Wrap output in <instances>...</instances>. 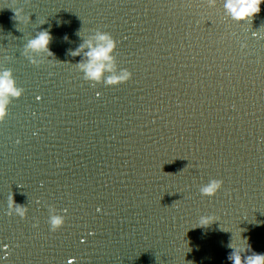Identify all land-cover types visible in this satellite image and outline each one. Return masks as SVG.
<instances>
[{"label": "water", "instance_id": "obj_1", "mask_svg": "<svg viewBox=\"0 0 264 264\" xmlns=\"http://www.w3.org/2000/svg\"><path fill=\"white\" fill-rule=\"evenodd\" d=\"M262 26L264 4L248 24L222 0H0V63L24 89L0 122V264H232L244 237L264 253ZM42 29L53 55L33 64ZM97 29L126 82L76 68ZM211 178L222 188L204 196ZM49 205L66 209L55 232Z\"/></svg>", "mask_w": 264, "mask_h": 264}, {"label": "clouds", "instance_id": "obj_2", "mask_svg": "<svg viewBox=\"0 0 264 264\" xmlns=\"http://www.w3.org/2000/svg\"><path fill=\"white\" fill-rule=\"evenodd\" d=\"M209 7H215L217 0H206ZM224 15L236 22H244L250 24L255 14L260 13L261 5L264 0H222ZM15 19L21 23L29 22V16L24 15L22 8H16ZM44 23V22H42ZM261 28H264L262 26ZM260 28V29H261ZM252 31L253 37H264V31ZM79 35V32L77 33ZM52 39L48 30L37 31L34 36L29 38L24 44L23 55L33 64L42 63V57L52 56L53 53L49 49V43ZM64 39H68L67 35ZM116 40L108 32L97 29L94 33L88 35L81 44L74 50L70 51L73 57L81 56V59L75 63L78 70L83 73V79L92 83H103L106 85H117L126 82L131 77V72L126 68H118L116 57L114 55L116 49ZM242 47L246 45H241ZM86 49V50H85ZM44 53V56H39ZM38 57H41L38 59ZM102 70L107 75H102ZM24 89L17 86L12 70L0 63V122H3L8 115V106L12 98H19L23 94ZM223 185L221 179L211 178L205 184L199 187V192L204 196H214ZM8 214L17 215L24 219L28 213L27 205L15 203L13 196L8 197ZM66 209H56L48 206L47 223L50 231H57L65 224ZM217 220L212 215L201 216L198 225L207 226L212 221ZM241 237V235H240ZM245 243L242 245H234L232 240L228 247L233 251L228 255L227 259L232 264H264V253H257L252 250L248 242V238H241ZM2 247H5L2 245ZM7 254V253H6ZM71 258L70 264H72Z\"/></svg>", "mask_w": 264, "mask_h": 264}, {"label": "snow or ice", "instance_id": "obj_3", "mask_svg": "<svg viewBox=\"0 0 264 264\" xmlns=\"http://www.w3.org/2000/svg\"><path fill=\"white\" fill-rule=\"evenodd\" d=\"M97 210H99V209H97ZM3 246H5L4 248L6 249V248H8V244H3Z\"/></svg>", "mask_w": 264, "mask_h": 264}]
</instances>
